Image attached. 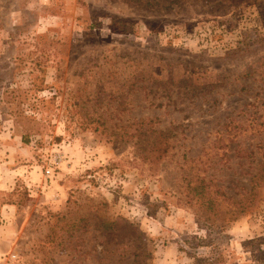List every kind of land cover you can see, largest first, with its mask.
<instances>
[{"label":"rangeland","instance_id":"rangeland-1","mask_svg":"<svg viewBox=\"0 0 264 264\" xmlns=\"http://www.w3.org/2000/svg\"><path fill=\"white\" fill-rule=\"evenodd\" d=\"M261 165L264 0H0V262L264 264Z\"/></svg>","mask_w":264,"mask_h":264},{"label":"trees","instance_id":"trees-1","mask_svg":"<svg viewBox=\"0 0 264 264\" xmlns=\"http://www.w3.org/2000/svg\"><path fill=\"white\" fill-rule=\"evenodd\" d=\"M149 124H152L151 121ZM141 126L143 127V124ZM141 135L142 136L155 135V139L149 146L148 155H147V158L149 157L152 163H158L169 155V152L171 149V145L169 141L170 134L165 133L163 131L160 132V131L153 130V128L150 127L149 125H145V130L144 132H142ZM203 185L204 184H202V182H199V185H195L194 187L190 186L189 195L192 196V198L201 197L204 192ZM263 187H264V165H261L258 171V174L256 175V178L253 182L252 191L250 193V198L248 200L249 203H252V201H254L257 198L258 189L263 188ZM124 223H126L125 227H128L129 229H131V232L138 231L135 228V226H133V224L129 223L127 220L124 221Z\"/></svg>","mask_w":264,"mask_h":264},{"label":"built area","instance_id":"built-area-1","mask_svg":"<svg viewBox=\"0 0 264 264\" xmlns=\"http://www.w3.org/2000/svg\"><path fill=\"white\" fill-rule=\"evenodd\" d=\"M47 175L51 174V170L46 171ZM17 261V256L15 254L10 255L8 258H4L1 260L0 264H15Z\"/></svg>","mask_w":264,"mask_h":264}]
</instances>
